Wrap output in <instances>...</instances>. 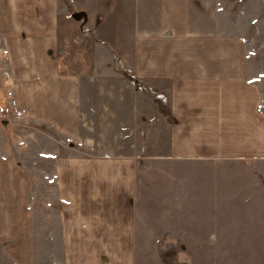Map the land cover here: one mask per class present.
<instances>
[{"label":"crops","instance_id":"crops-1","mask_svg":"<svg viewBox=\"0 0 264 264\" xmlns=\"http://www.w3.org/2000/svg\"><path fill=\"white\" fill-rule=\"evenodd\" d=\"M104 1L0 0V104L15 99L22 120L75 132L81 148L98 152L59 161L58 234L16 226L0 231V243L25 250L17 264H44L35 250L48 240H58L61 257L47 264H264V95L246 22L236 18L232 32L219 0ZM105 4L123 9L122 37L107 28L104 42L123 70L92 61L89 72H64L61 26L71 12L99 14ZM126 68L167 103L139 90ZM89 132H124V140L133 132L138 154L115 135ZM29 178L0 157L1 207L4 181L17 184L12 215L33 211L20 186ZM170 249L183 251L160 255Z\"/></svg>","mask_w":264,"mask_h":264},{"label":"rangeland","instance_id":"rangeland-1","mask_svg":"<svg viewBox=\"0 0 264 264\" xmlns=\"http://www.w3.org/2000/svg\"><path fill=\"white\" fill-rule=\"evenodd\" d=\"M117 5L120 4H116L115 6ZM108 6L109 4H105L100 8L98 10L99 14L93 12L89 16L84 10H76L71 12V16L70 14L68 15L67 23L61 26L63 47L61 46L58 54L61 70L64 72L68 71L69 74L75 75L76 71L83 67L82 69L89 72L93 65L92 61L99 67H107L109 64H113L119 66L123 70V57L119 58L118 55L114 56L113 51L111 53L108 45H104V42L106 43L111 39H107V28H109L114 35H120V37H122L123 26L120 23L121 21L123 23V9L119 7L109 9ZM219 11L222 14V23L225 24V26L227 25L226 27H230L232 32H234V22L236 18H240L246 22L244 25L246 31L243 38L245 48L254 51L253 58L260 69L261 91L264 95V5H262V7H256L251 0H219ZM74 13H84L85 17H83L82 20H76L73 17ZM100 13L102 14L100 15ZM87 18L90 20L89 23H86ZM107 20H109V22H107ZM107 23L110 25L108 26ZM98 28L100 29V33ZM87 36H89V38ZM80 38H83V41H80ZM99 41L101 46L94 47ZM122 42L123 40L120 41L121 44ZM126 69L128 72L127 74L137 86L138 81L135 79L136 77L128 68ZM83 91L85 93L83 94L84 99L87 97L89 101H92V97L95 94L92 93L91 89H89V91ZM141 91L150 94L149 90ZM153 95L155 94L153 93ZM150 96H152V94H150ZM89 124L92 126V123ZM0 130L3 131L0 132V157L8 158V160L13 159L16 165L21 169V172L29 176L31 182L33 181V184L29 186L20 185L25 190L27 189L33 211L23 210L22 207H20L21 210H16L13 215L11 214L12 209H16L17 202L10 203L12 198L10 199L9 186L16 190L17 184L9 185L6 183L8 181H4L5 184L2 185L4 197L8 198L9 205L6 200L5 204L2 207L0 206V210H3L0 212V231L3 230L5 231L4 233H7L16 226H20L24 229H27L28 226H35L38 231V236L44 237L45 233L43 231L45 229L49 231V235L51 232L58 234L59 222L62 219L61 209L64 207L60 201L61 194L59 189L61 185H58V178L56 177L59 171V161L61 159H65V161H74L77 155L91 157L98 155V152L95 150V152L88 151L86 146L81 148L80 146L83 144L77 143L74 135L75 132L62 133L47 123H29L26 122V120L6 123L1 122ZM138 133H141V135L144 134L143 132ZM89 134L91 137L94 135L93 138L95 139H98L100 135L104 141L107 140V136L113 139V135H115L114 141H116V143L130 145L129 154H138L136 149L138 139L133 132L131 139L126 138L128 140H124L123 136H126L124 132H89ZM128 142L129 144H126ZM82 150H84V152H80ZM117 154L122 155L123 152ZM139 166H141V168L146 167L142 161H140ZM11 178L12 177L9 176L7 179L10 180ZM12 181L14 182L15 179H12ZM14 196V198H16V194ZM28 214L30 215L28 216ZM55 237L57 238L56 235ZM10 244L12 243L8 241L0 243V264H17V260L26 259V257H24L26 255L25 250L24 253L22 249L15 250L16 254L11 249L6 250L5 247L10 246ZM59 248L58 240L53 243L50 242V244L49 240L45 243L40 241L36 247L35 255L37 258H45L46 261L43 263L47 264L49 258L53 255L61 257V250ZM180 251L183 250H162L160 255L171 257ZM122 252L123 250H118L117 256L123 257ZM147 255L150 254L147 253Z\"/></svg>","mask_w":264,"mask_h":264},{"label":"built area","instance_id":"built-area-1","mask_svg":"<svg viewBox=\"0 0 264 264\" xmlns=\"http://www.w3.org/2000/svg\"><path fill=\"white\" fill-rule=\"evenodd\" d=\"M140 90H149L152 96L160 101L163 104L167 103L165 95L163 94H156L153 90L149 89L147 86L143 84H137ZM155 95H153V93ZM24 110L20 102L15 99H11L8 102H5L0 105V122H16L20 121L24 117Z\"/></svg>","mask_w":264,"mask_h":264},{"label":"water","instance_id":"water-1","mask_svg":"<svg viewBox=\"0 0 264 264\" xmlns=\"http://www.w3.org/2000/svg\"><path fill=\"white\" fill-rule=\"evenodd\" d=\"M73 17H74L76 20H82L83 17H85V14H84V13H82V14L74 13V14H73Z\"/></svg>","mask_w":264,"mask_h":264}]
</instances>
